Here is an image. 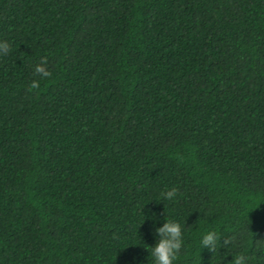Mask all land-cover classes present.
<instances>
[{
	"label": "trees",
	"instance_id": "1",
	"mask_svg": "<svg viewBox=\"0 0 264 264\" xmlns=\"http://www.w3.org/2000/svg\"><path fill=\"white\" fill-rule=\"evenodd\" d=\"M0 41V264H153L163 218L264 264V0H0Z\"/></svg>",
	"mask_w": 264,
	"mask_h": 264
},
{
	"label": "clouds",
	"instance_id": "2",
	"mask_svg": "<svg viewBox=\"0 0 264 264\" xmlns=\"http://www.w3.org/2000/svg\"><path fill=\"white\" fill-rule=\"evenodd\" d=\"M11 45L7 41H0V55H7L10 51ZM45 62L42 61L37 64L34 71L41 77L47 78L51 73L44 66ZM35 86V84L33 85ZM177 196V189L171 188L162 193L164 200L174 201ZM143 223L146 219H152V216H145ZM142 223V224H143ZM186 223L182 225L177 220L164 219L159 227H155V244L150 248L153 264H177L179 254L185 250V230ZM221 237L214 229H206L201 232L199 239V246L201 249H207L209 252H214L217 245L221 243ZM229 241H223L227 244ZM232 264H248V258L244 255H239L232 262Z\"/></svg>",
	"mask_w": 264,
	"mask_h": 264
}]
</instances>
